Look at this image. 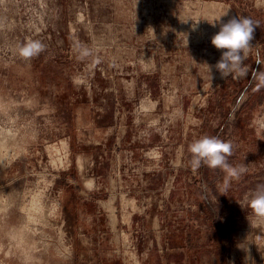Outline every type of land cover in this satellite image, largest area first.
Returning <instances> with one entry per match:
<instances>
[{"label": "rangeland", "instance_id": "1", "mask_svg": "<svg viewBox=\"0 0 264 264\" xmlns=\"http://www.w3.org/2000/svg\"><path fill=\"white\" fill-rule=\"evenodd\" d=\"M234 16L257 25L224 78L211 37ZM204 135L238 179L191 166ZM258 183L264 0H0V264H264Z\"/></svg>", "mask_w": 264, "mask_h": 264}, {"label": "clouds", "instance_id": "2", "mask_svg": "<svg viewBox=\"0 0 264 264\" xmlns=\"http://www.w3.org/2000/svg\"><path fill=\"white\" fill-rule=\"evenodd\" d=\"M219 21L212 24L215 25ZM256 25L257 22L247 16H234L225 22H220L219 30L211 37V43L216 49L221 50L220 58L214 65L221 77L239 78L247 75L248 66L245 61L253 46L250 42ZM41 47L38 41H32L24 44L19 49V54L24 57L36 55ZM257 62L259 63V60ZM189 151L193 168H199L202 164L210 168L219 167L228 172L229 179H238L246 171L243 165L237 167L228 162L232 144L219 137L201 136L190 144ZM228 182L225 181L226 187ZM249 204L254 213L264 216V183H258L251 190Z\"/></svg>", "mask_w": 264, "mask_h": 264}, {"label": "trees", "instance_id": "3", "mask_svg": "<svg viewBox=\"0 0 264 264\" xmlns=\"http://www.w3.org/2000/svg\"><path fill=\"white\" fill-rule=\"evenodd\" d=\"M262 67L260 64H257L252 69V72L250 73L249 77H247L246 82L244 83V87L240 92H244L247 94V99L244 101L237 112V115L249 104V102L253 99L255 91L253 90L254 84L261 76ZM238 92V94L240 93Z\"/></svg>", "mask_w": 264, "mask_h": 264}]
</instances>
